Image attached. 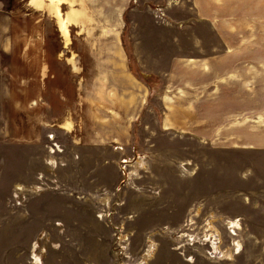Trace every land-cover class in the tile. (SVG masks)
I'll return each mask as SVG.
<instances>
[{
	"label": "rangeland",
	"instance_id": "rangeland-1",
	"mask_svg": "<svg viewBox=\"0 0 264 264\" xmlns=\"http://www.w3.org/2000/svg\"><path fill=\"white\" fill-rule=\"evenodd\" d=\"M4 1L0 37L13 45L0 52V264H264V150L163 128L162 108L144 110L126 150L76 139L89 78L66 61L79 44L54 53L77 31L58 32L49 14L27 28L21 0ZM240 10L230 20H252L264 41V0Z\"/></svg>",
	"mask_w": 264,
	"mask_h": 264
},
{
	"label": "crops",
	"instance_id": "crops-1",
	"mask_svg": "<svg viewBox=\"0 0 264 264\" xmlns=\"http://www.w3.org/2000/svg\"><path fill=\"white\" fill-rule=\"evenodd\" d=\"M139 1L164 6L165 20L135 5L138 0L20 1L27 28L31 23L33 29L37 18L49 14L58 32L74 26L79 35L59 41L71 49L80 45L66 53V61L81 81L89 78L86 88L82 83V91L88 93L82 95L87 103L83 135L77 132L75 138L88 133L92 143L121 144L116 149L126 150L144 110L162 108L167 112L163 128L199 140L264 150V41L252 36V20L243 25L229 15L241 12L243 0ZM4 2L0 0V12ZM124 17L129 20L134 59L125 49ZM242 29L249 30V36L240 35ZM28 39L34 43L27 36L26 51ZM12 41L0 37L1 54L11 53L7 50ZM60 51L65 47L54 53L58 60ZM149 78L156 81L150 83ZM175 88L182 93L169 95ZM70 126L68 121L60 128L71 132Z\"/></svg>",
	"mask_w": 264,
	"mask_h": 264
},
{
	"label": "built area",
	"instance_id": "built-area-1",
	"mask_svg": "<svg viewBox=\"0 0 264 264\" xmlns=\"http://www.w3.org/2000/svg\"><path fill=\"white\" fill-rule=\"evenodd\" d=\"M169 2V1H168ZM156 10L158 11H162V13H158L157 11L155 12L156 16H161V14H163V7L162 6H156ZM122 163H126V159H121L120 160Z\"/></svg>",
	"mask_w": 264,
	"mask_h": 264
},
{
	"label": "flooded vegetation",
	"instance_id": "flooded-vegetation-1",
	"mask_svg": "<svg viewBox=\"0 0 264 264\" xmlns=\"http://www.w3.org/2000/svg\"><path fill=\"white\" fill-rule=\"evenodd\" d=\"M184 225H185V223H184ZM188 228V227H187ZM180 230V228H177L175 231L177 232V231H179Z\"/></svg>",
	"mask_w": 264,
	"mask_h": 264
},
{
	"label": "bare ground",
	"instance_id": "bare-ground-1",
	"mask_svg": "<svg viewBox=\"0 0 264 264\" xmlns=\"http://www.w3.org/2000/svg\"><path fill=\"white\" fill-rule=\"evenodd\" d=\"M232 227H233V228H236L237 226H234V225H233ZM237 228H238V227H237Z\"/></svg>",
	"mask_w": 264,
	"mask_h": 264
}]
</instances>
